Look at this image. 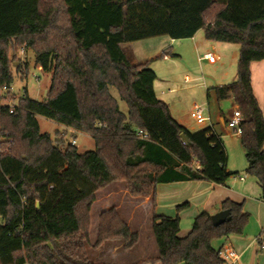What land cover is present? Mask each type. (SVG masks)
<instances>
[{"label": "trees", "instance_id": "16d2710c", "mask_svg": "<svg viewBox=\"0 0 264 264\" xmlns=\"http://www.w3.org/2000/svg\"><path fill=\"white\" fill-rule=\"evenodd\" d=\"M200 31L209 42L239 47L237 81L214 92L242 115L246 173L264 203V115L251 79V65L264 61V0H0V264H94L87 254L91 211L112 183H124L134 198H153L160 183L223 185L234 175L213 130L181 126L156 95L150 64L132 65L121 48ZM19 48L51 75L50 88L43 102L26 92L11 114L1 101L15 99L10 56ZM37 117L91 137L94 151L80 154L65 134L53 140L41 133ZM221 210L230 221L215 226L202 212L185 237L178 216L154 215L159 255L138 264H226L213 243L242 235L250 215L230 200ZM138 241L116 208L101 213L94 248L122 242L130 250Z\"/></svg>", "mask_w": 264, "mask_h": 264}, {"label": "crops", "instance_id": "0c3cea01", "mask_svg": "<svg viewBox=\"0 0 264 264\" xmlns=\"http://www.w3.org/2000/svg\"><path fill=\"white\" fill-rule=\"evenodd\" d=\"M198 35L197 33L195 37L191 38V41L193 42V49L196 52H203V57L201 56L199 58L200 61H203V59L205 60L206 57V60L211 64H215L226 58L229 53H231L233 61L238 58L239 47L237 45L212 43L207 41L204 36ZM173 41L174 40L168 37H159L123 44L121 48L129 62L132 65L138 66L146 63L150 64L153 60L161 58L163 54H166V57H168L171 54L170 50L172 49L171 45ZM222 65L224 64L222 63ZM38 69L41 70L40 68ZM153 71L156 73L155 70ZM218 71L220 75L210 79L208 85L204 76L199 74L197 70H186V72L181 75L183 84L187 85L186 87L183 85L177 86V83L173 81L172 83L168 82L167 87L165 89H160V91L154 84V90L158 98L168 105L173 118L188 131L195 133L211 128L213 133L218 136L228 156L227 151L229 150L231 152L232 144L235 142V136L228 127V123L238 108L233 100L219 101L214 89L234 84L237 81V74H235L234 70L225 69ZM251 79L254 95L264 115V61L255 62L251 65ZM173 84L177 87H172ZM201 89H204L206 92V94H204V100L198 98ZM181 91H187L188 97L192 99V104L188 111L184 110L180 104L181 100L179 98L181 97L179 93ZM196 106L207 107V111L203 113V115L207 117L209 121L204 125L197 124L191 117V113ZM82 135L89 138V136L85 134ZM238 139L240 140V136ZM196 164L197 162L194 165L196 166ZM227 171L230 174H236L228 169V161ZM241 178H244V180H241ZM229 179L223 185L207 181L160 183L156 186V192L153 198H134L129 194L124 183H112L96 194L97 200L98 195L102 193L100 198L101 203L97 211L95 210L96 201L94 202L91 218L92 213L95 211V216L97 221H99V216L102 212L116 208L119 215L130 229L139 234V241L135 247L130 250H125L122 242H107L113 243L114 245H109L107 253L112 254L114 252L118 254L119 252V254L123 255L122 257L124 260H126V257L133 254L132 259H129L130 261L126 260V263L122 264H138L144 260L155 259L159 255L151 231L152 217L154 215L171 218L178 216L181 229L180 237H185L192 230L193 221L202 212L209 213L213 216L222 211V204L227 200L239 204L242 203L244 204V210L250 215L249 223L244 233L242 235L224 238L221 241L220 247L218 249L216 247L214 248L217 250L221 248H230L234 250L239 256V260L234 264H245L243 256L247 253L251 254V264H254L255 261H257L256 258L259 256V252H261V257L263 259L261 258L262 261L260 260L259 264H264V250L261 249L258 242V238L264 234L261 192L259 195H254L255 191L252 186L246 183L247 176H239V179H234L236 182L242 184V193L235 190L233 184L229 186ZM256 183L260 188L257 181ZM184 204H188V207L180 212L177 211V208ZM259 212H261V215ZM98 225L99 223L97 222L96 231H98ZM134 251L136 254H134ZM226 264L229 263L226 262Z\"/></svg>", "mask_w": 264, "mask_h": 264}, {"label": "rangeland", "instance_id": "374dc122", "mask_svg": "<svg viewBox=\"0 0 264 264\" xmlns=\"http://www.w3.org/2000/svg\"><path fill=\"white\" fill-rule=\"evenodd\" d=\"M198 34H199L198 36H204V33L202 31L198 32ZM171 46H172V49L170 50L171 54L167 58L161 57L155 59L149 65V67L152 70H155L158 75L155 85L159 91L160 89H165L168 85V82L172 83L173 81L177 83V86L183 85L184 87H186L187 85L183 84V78H181V75L184 72H186V70H197L199 74H202L204 76L205 81H207L206 82L207 85L210 79H213L220 75L218 70H225V69L234 70L235 74H237L236 72H237L238 58L233 61L231 58V53H229L228 56L224 58L222 61H218L215 64H211L206 59L205 60L203 59V61L199 60L201 56L203 57V52H196L193 49V42L191 41V39L174 40ZM10 61L13 62L12 70L14 72V81L11 86V98L14 97L15 99L14 101H11L10 98L9 99L6 98L5 100H2L1 103L6 106L17 107L19 106L20 100L26 92L28 93V96L32 100L43 102L48 95L51 75L39 70L36 67L33 52L25 48H19L17 51L15 50L14 53L10 56ZM222 63L224 65H222ZM17 69L21 71L19 73H16ZM177 86L173 84L172 87H177ZM111 92L113 96L119 100L121 110L123 112H127V107L122 101H120L116 90H112ZM6 93H7L6 90H3L1 92L2 98H4ZM179 94L181 97L179 98L181 100L180 101L181 106L183 107L184 110L188 111L192 104L191 97H188L187 91H181ZM204 94H206L205 90L201 89L199 91L198 98L204 100ZM37 120L40 126L41 133L49 134L53 140H57L59 138V135L65 134L67 144H71L72 140L74 139L76 140L75 148L77 149L78 153L84 154L86 152L94 151L95 143L91 137L89 138L85 137L81 133H73V131L66 130L64 127L57 124L56 122L47 120L43 117H37ZM234 136H235L234 137L235 142H233L232 144L231 152L229 150L227 152H228V169L230 171L235 172L236 174L229 179L228 184L229 186L233 184L234 189L242 193L241 192L243 191L242 184L240 182H236L234 179L235 178L239 179V176L240 177L247 176L246 183L252 186L253 190L256 192V193L254 192V195L257 194L259 195L261 191L256 183V179L246 173L247 162L245 157V151L241 145L240 140L238 139L239 136L236 135ZM101 196L102 193L101 195H98L95 203V210L97 211L99 210L98 208L101 203L100 201ZM262 211L264 216V203H263ZM259 214L261 215V212H259ZM95 215L96 214L94 211L92 213V218H91L92 221V229L90 235L91 243L90 245L87 246V254L89 260L94 264H109V263L122 264V263H126V260L129 259L131 260L133 254L130 255L129 257H126L125 258L126 260H124L122 257L123 255L119 254V252L118 254H115L114 252L112 254L107 253V248L109 247L110 244H111L110 246H114L113 243H105L106 245H103L99 248L93 247V244L96 242L97 239L96 224L97 222L99 223ZM262 237L264 238V234ZM221 241L222 239L215 241L213 243L214 247L218 249L220 247ZM134 254H136V252ZM261 255H262L261 252H259V256L256 258L257 261H255L254 264H259L262 258ZM243 260L245 264H251L252 261L251 254L247 253L246 255H244ZM228 263L232 264L231 262Z\"/></svg>", "mask_w": 264, "mask_h": 264}, {"label": "built area", "instance_id": "2783aa9c", "mask_svg": "<svg viewBox=\"0 0 264 264\" xmlns=\"http://www.w3.org/2000/svg\"><path fill=\"white\" fill-rule=\"evenodd\" d=\"M167 58V57H165ZM208 58V57H207ZM206 59V57H205ZM2 106H6L1 103ZM207 111L206 106H196L193 112L191 113L192 119H194L197 124L204 125L209 119L203 115ZM14 112V106H10V113L12 114ZM242 121V115L239 110H237L232 117V119L228 123V127L231 129L234 135L241 136L242 134V128L240 126V123ZM137 136H139L141 139H148L147 135L138 133ZM72 146H76V140H72L71 142ZM200 169V164L197 162L196 164V170ZM241 180H244V178H241ZM258 242L262 243L261 249L264 250V238L261 236L258 238ZM218 254L220 258H222L225 262H231L232 264L236 263L239 260L238 254L230 249V248H221L218 251Z\"/></svg>", "mask_w": 264, "mask_h": 264}, {"label": "water", "instance_id": "95a60500", "mask_svg": "<svg viewBox=\"0 0 264 264\" xmlns=\"http://www.w3.org/2000/svg\"><path fill=\"white\" fill-rule=\"evenodd\" d=\"M181 139L185 142L188 141V138L186 137V135H181ZM211 220H212V223L215 225V226H220L222 224H224L226 221H230L231 220V214H230V211L227 210V211H221L213 216H211Z\"/></svg>", "mask_w": 264, "mask_h": 264}]
</instances>
